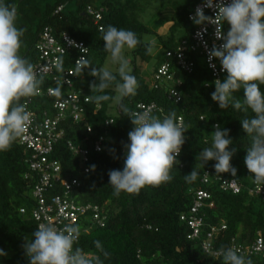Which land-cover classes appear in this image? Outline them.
<instances>
[{"label": "trees", "instance_id": "trees-1", "mask_svg": "<svg viewBox=\"0 0 264 264\" xmlns=\"http://www.w3.org/2000/svg\"><path fill=\"white\" fill-rule=\"evenodd\" d=\"M154 1L5 0L18 6V25L26 28L18 54L34 66L38 60L36 45L44 30L57 40L67 35L83 43L88 48L87 59L97 69H104L109 54L104 50L101 28L111 24L134 31L141 41L136 49H131L134 62L137 59L147 64L154 60L152 82L146 83L141 65H134L132 74L139 88L134 96L124 97L122 103L130 113L142 112L136 109L138 105L151 106L152 114L161 118L175 111L177 122L187 124L189 128L185 133L188 139L178 157L180 163L170 170L171 182L157 187L146 185L138 194L122 191L118 196L114 195L108 172L122 170L125 145L129 143L128 133L134 126L129 115L124 114L117 103L114 104L118 94L114 85L101 93H91L89 85L96 81L89 75L91 69L84 70L82 75L76 71V75L70 77L73 90L81 89L89 96L106 94L113 99L82 105V117L78 122L69 117L59 121L57 129L63 130V136L52 144L46 157L48 161H57L60 171L55 179H51V188L43 193V197L50 201L51 197H64L66 193V201L75 208L90 207L82 214L77 212L75 222L62 224L79 225L81 231L74 248H81L89 258L93 254L100 255L103 264H224L219 253L221 248L228 247L250 258L253 264H264L263 252L250 253L258 238L264 243V185L253 179L244 164L251 137L241 125L243 119L252 118L254 113L250 109L222 110L212 101L214 80L201 50L194 48L190 38L195 26L189 22L188 14L197 1ZM89 9L97 12L100 18L95 19L94 14L88 13ZM157 14L162 17L160 29L168 25L164 33L157 34L141 20ZM149 35L157 40L153 46L154 54L146 52V45L153 44L152 39L145 40ZM184 42L183 54L186 61L192 63L189 73L178 67L175 57L177 48ZM76 58L77 52L68 50L65 69L74 68ZM164 63L171 68V78L155 80L157 70ZM226 75L221 76V81ZM39 78L43 80L39 94L21 98L24 103L30 100L27 110L35 115V126L42 118H52L56 114L53 102L58 98L46 95V90L57 84L50 77ZM261 88L264 90V85ZM62 90V96L70 91L66 87ZM171 90L178 93V102L169 98ZM235 95L242 101L243 89ZM112 105L113 111L110 112ZM106 120H111V124L105 126ZM214 124L230 130L233 140L230 149H236L230 161L237 169L235 177L230 173L217 174L215 161L201 166L199 152L211 144ZM87 127L91 129L89 133ZM99 139H102V149L96 152L94 145ZM68 142L87 152L85 162L80 155L73 154ZM112 149L114 153L110 151ZM30 154L31 150L20 143V138L13 142L10 150L0 152V249L7 253L0 257V264H28L22 245L42 222L32 215L38 203L32 192L39 174L30 171L25 164L24 160ZM92 165H95L94 170L90 167ZM194 167L198 168L199 176L194 182H188L184 175ZM229 180L236 182L238 192L223 187V182ZM73 181L77 185L66 192L62 183L71 184ZM197 191H205L209 198L202 201L196 215L201 221L199 233L197 237H191L188 220L192 216L190 209ZM94 207L97 211L93 210ZM94 241L101 242L109 253L107 258L98 252Z\"/></svg>", "mask_w": 264, "mask_h": 264}, {"label": "clouds", "instance_id": "clouds-1", "mask_svg": "<svg viewBox=\"0 0 264 264\" xmlns=\"http://www.w3.org/2000/svg\"><path fill=\"white\" fill-rule=\"evenodd\" d=\"M205 8L213 10V16L205 15ZM18 17L15 3L0 0V152L10 150L13 142L28 132L32 114L21 98L38 95L43 84L35 66L18 54L26 33V28L18 25ZM190 19L196 25H214V36L222 41L208 50L209 62L218 60L221 71L227 74L223 81H213L215 90L211 99L222 110L250 109L254 113L252 118L241 121L243 131L251 137L244 164L253 179L264 185V90L261 88L264 85V0H203ZM225 24L228 25L226 33L223 31ZM101 32L104 50L110 53L112 63L118 65L116 73L93 67L84 55L76 60V71L82 75L84 70L91 69L89 75L98 81L90 83L91 93H101L112 85L118 91L119 95L114 99L122 112L129 115L134 127L128 133L123 168L108 172L109 185L116 196L122 191L138 194L146 185L157 187L171 182L170 170L180 163L178 157L188 139L185 133L189 128L187 124L177 122L175 111L163 118L152 114L151 110L130 113L122 100L134 96L139 83L122 50L125 47L136 49L141 41L134 31L111 24L101 28ZM153 46L154 42L146 45V52L151 53ZM54 67L62 73L63 59L58 58ZM63 85L58 82L51 90L52 95L62 97ZM241 89L244 93L242 101L235 95ZM110 99L113 97L106 94H91L85 97V103L100 104ZM213 129L211 144L199 152L201 166L215 161L217 174L230 173L235 177L237 169L230 161L236 149H230L233 144L230 130L221 128L219 124H214ZM110 151L114 153L115 150ZM90 167L95 169V165ZM184 176L186 181L194 182L199 170L194 167ZM80 231L77 224H68L63 228L40 224L22 245L28 264H103L100 255L93 254L89 258L81 248H74ZM94 244L101 255L105 258L109 256L100 241H94ZM219 254L224 264H253L250 258L238 254L231 247L221 248ZM6 255L0 249V257Z\"/></svg>", "mask_w": 264, "mask_h": 264}, {"label": "built area", "instance_id": "built-area-1", "mask_svg": "<svg viewBox=\"0 0 264 264\" xmlns=\"http://www.w3.org/2000/svg\"><path fill=\"white\" fill-rule=\"evenodd\" d=\"M196 4L191 9L192 11L188 14L189 22L193 23V20L190 19V16H194L195 10L198 5H202L203 0H196ZM89 14H94L95 19H99L100 15L89 9ZM204 13L207 16H213V10L205 8ZM194 24V23H193ZM194 29L191 33V41L194 48L201 50V53L204 56L205 64L207 69L210 71L213 80L221 79V76L225 72L221 71V65L218 60H208V50L213 46V44L219 45L222 43L221 40H217L214 36L215 26L212 24L205 25H196L194 24ZM206 29V31L204 30ZM228 30V25L225 24L223 31L226 33ZM177 48V53L175 55L178 67L184 72H191L192 63L186 61V58L183 54V45ZM38 52V60L35 64V70L38 72L39 76L50 77L54 84L58 82L63 83V87L70 89L68 90L65 96L58 97L53 102V108L56 110V114L52 117H44L38 126L34 125L36 121L34 118L35 115L32 114V124L28 132L20 138V143L25 145L28 150H31V154L25 158V164L28 166L29 170L39 174L38 180L33 188L32 196L37 200V208L33 210L32 215L37 221H42L40 224H49L55 226L56 228H63L65 225L62 222H75L77 218V212L80 214L84 213L87 208L90 207H80L75 208L73 204L66 201L64 197L53 196L50 198V201H47L43 197V193L47 191L48 188H51V179H55L58 176L60 171V166L57 161H48L46 157L52 149V144L60 139L63 136V130L57 129L58 123L64 118H71L72 121L78 122L82 117L81 106L88 104L85 103V97L89 96L81 89L73 90V82L70 77L76 75V60L79 59L82 55L86 56L88 53V48L80 42H76L73 39L69 38L67 35H63L60 40L55 39L48 30H44L39 35V40L36 45ZM68 50H74L77 52V58L74 60V68L65 69V56ZM167 55H170L169 53ZM58 58L63 59V69L62 73L57 72L54 65ZM210 65H215L212 67ZM171 70L169 64H162L157 70V74L154 76L155 80H164V78H171L169 73ZM207 86V85H206ZM54 88H48L46 90L47 96L52 95L51 90ZM169 98L173 99L174 102H178L180 97L177 92L171 90L169 92ZM27 105L30 104V100L27 99L25 102ZM137 110L142 112L145 110H151V106L138 105ZM112 122L111 120H106L104 125L108 126ZM180 122V121H178ZM86 131L89 133V127L86 128ZM102 139H99L95 145L94 150L100 152ZM68 148L73 152V154L80 155V158L83 162L86 161L87 152L79 147H75L73 143L68 142ZM49 171V172H48ZM87 173V169L84 171ZM38 176V175H37ZM206 182V179L203 180ZM66 192L71 190L73 185H77L75 181L71 184L67 182L62 183ZM223 187L232 190L234 193L238 192L237 184L234 180H229L228 182H223ZM259 192V190H257ZM209 195L205 191L196 192V200L193 207L190 209L192 216L188 220V225L192 230L191 237H197L199 233V226L201 224L200 219L197 218V212L200 208L202 201L208 199ZM94 211H97V208H93ZM23 213V210H21ZM204 248H206L204 246ZM206 250V249H205ZM262 253L264 254V243L262 239L258 238L250 249V253Z\"/></svg>", "mask_w": 264, "mask_h": 264}, {"label": "rangeland", "instance_id": "rangeland-1", "mask_svg": "<svg viewBox=\"0 0 264 264\" xmlns=\"http://www.w3.org/2000/svg\"><path fill=\"white\" fill-rule=\"evenodd\" d=\"M154 2H159V0H155ZM142 22H145V24H147L151 29L154 30V32H156L157 34L158 33H164L167 28H168V25L164 26L162 29H160V21L162 20V17L159 16V14L151 17L150 19H148V16H146L145 18H142L141 19ZM149 39H152V42H155L157 41L155 36L153 35H149V36H146L145 37V40L148 41ZM156 52V50L154 48H152V53L154 54ZM122 55L129 60L130 62V68L132 70L133 66L136 65L137 67H139L141 65V73H142V76H143V79L146 81V83L148 84H151L152 82V74H151V68L153 67V64H154V60L151 61L150 63H143V62H140L139 60L135 59V62H134V58H133V55H132V50L131 49H128L127 47H125L123 50H122ZM117 68H118V65L117 64H113L112 63V60H111V55L110 53L108 54V57L105 61V64H104V69L106 70H109V71H112V72H116L117 71ZM119 95V93L116 95V97ZM116 103V100H114V104ZM109 111L112 112L113 111V105L111 108H109Z\"/></svg>", "mask_w": 264, "mask_h": 264}]
</instances>
